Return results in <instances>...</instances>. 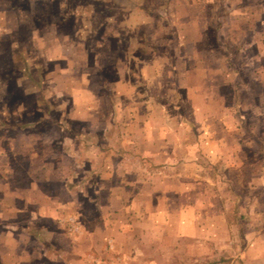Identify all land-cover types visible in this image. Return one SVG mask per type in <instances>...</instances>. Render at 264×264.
Masks as SVG:
<instances>
[{
  "label": "rangeland",
  "instance_id": "obj_1",
  "mask_svg": "<svg viewBox=\"0 0 264 264\" xmlns=\"http://www.w3.org/2000/svg\"><path fill=\"white\" fill-rule=\"evenodd\" d=\"M137 142L166 159L144 200L126 190ZM181 180L228 233L163 218ZM254 232L264 242V0H0L7 264L19 250L20 264H237Z\"/></svg>",
  "mask_w": 264,
  "mask_h": 264
},
{
  "label": "crops",
  "instance_id": "obj_2",
  "mask_svg": "<svg viewBox=\"0 0 264 264\" xmlns=\"http://www.w3.org/2000/svg\"><path fill=\"white\" fill-rule=\"evenodd\" d=\"M144 128H146V127H144ZM144 128L132 126L133 136L137 132L136 136H141V138H142V139H140L141 144H144L146 142L145 137L148 135V131L145 132ZM106 130L107 129L105 128L103 131L107 132ZM115 134H116V137L119 138V132L115 133ZM151 144L153 146V142H151ZM98 146H101V145H98ZM135 146H137V147H132V149H129V153L131 156H127V159L128 160H129V158L131 159V161L130 160L129 161H130V165L132 166V168L135 167V164H136L139 166L138 169L142 170V173H141V176H140V173H138L139 174V176L137 174L138 177L135 176V177H129L128 178V181L126 184V190H127V196L129 198L142 197V199L144 200L147 198V196L149 194L155 195V193H158V189L155 186L156 181H157V179L155 177L159 176L160 174H163V171L161 169H164V167H159L160 166L159 162H162L166 159L161 160L160 155L158 157H156V152H158V151H156L157 148L153 147L150 150H146V148L141 146L140 143H138V142L135 143ZM118 151H119V149H118ZM146 152H150V155H144V153H146ZM163 158H165V157H163ZM150 162H152V164ZM154 162H157V164H154ZM128 167H130V166L128 165ZM156 168L157 169L161 168V169H159L160 171L158 170V175L155 174V173H157ZM164 176H165V174H163V177ZM180 178H182V177L181 176L178 177V179H180ZM175 179L177 180V177H175ZM181 181L178 182L180 184L178 186V189H174V191L172 193H167L168 191H166L164 193L163 198L161 197L162 201L165 202L160 206V207H162L161 215H163V218L175 217L179 221L178 225H177V227H179L178 230H180L182 233H185V234L192 233L191 236L193 238L201 235L200 233L202 232V230H204V228L202 227V224H204L206 222L210 223L209 224L210 226L213 224H215V225L218 224L217 228L214 226L211 227L212 229L209 228V232L210 231L215 232V231H217L216 229H218V233H220L221 229L223 228L222 233L223 232L228 233L229 232L228 228H231L232 224L227 220L228 215L224 211V209L221 207V205L219 203L216 204L215 201H214V205H213V200H212V202H210V200H211L210 199L208 202H209V204L212 203V204H210L211 206H209L208 202H206V205L204 207L202 204V197L200 194V190L198 188H196V185H193L194 183H192V182H190V184H188L189 183L188 181H186L185 183H183V181L182 182ZM192 185H193V187H192ZM31 192L32 191H30V193ZM5 198H6V200L8 199L7 197H5ZM11 198L14 199V197H11ZM168 201H169V203H168ZM21 202H23V203L20 204V207L16 208V213L19 215L21 214V212L22 213L24 212L23 209L25 208V199L23 197H21ZM167 203H168V206L166 205ZM26 205H27V203H26ZM164 205H165V207H164ZM98 206L100 208L99 210L103 211V205H102V207L100 205H98ZM254 211L257 214V210L254 209ZM27 230L31 231L32 232L31 234H34L33 232H35L34 231L35 229H29L28 228ZM36 230H38V229H36ZM22 232H24V231H22ZM254 236H255L254 238L250 239L249 245L247 244L248 246H246V248H244V252H241L242 257L244 258V263L242 261L243 260L242 257H240V260L243 264H254L256 261H258V259L264 258V246H262L260 244V243L264 244V242L261 241L262 237L260 236V234L258 235V233H255V232H254ZM29 237H31L30 238L31 240L32 239L34 240L33 235H31ZM36 241L39 244L43 243L41 241V239H37V237H36ZM230 242H231L230 240H228L227 242L222 241V245L227 247V245H229ZM242 242L244 243V241H242ZM42 245H44V244H42ZM218 245H219V243H217L215 248H217ZM241 253H240V255H241ZM4 254L5 253H3L0 250V264H7V261H5ZM215 256H217V255H215ZM230 258H231V256H229V257L224 256L223 258H217L216 260H213L214 263H212V264H215L217 262L220 264L221 261H222L221 263L230 264V262H231V264H232L233 261ZM17 259H18V261H17ZM22 261H23L22 250H19V252L16 253L15 264H20L19 262H22ZM241 262H237V264H242Z\"/></svg>",
  "mask_w": 264,
  "mask_h": 264
}]
</instances>
